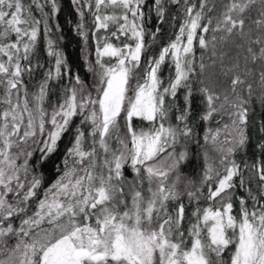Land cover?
Returning <instances> with one entry per match:
<instances>
[{
    "label": "snow or ice",
    "instance_id": "6c2138e0",
    "mask_svg": "<svg viewBox=\"0 0 264 264\" xmlns=\"http://www.w3.org/2000/svg\"><path fill=\"white\" fill-rule=\"evenodd\" d=\"M169 2L183 19L148 55L160 29L146 12L163 21L164 0H72L89 80L53 38L57 0H0V264H264V158L237 160L253 99L264 107V0ZM41 42L49 63L30 90ZM258 131L264 154V120ZM65 134L46 182L36 162ZM192 144L198 182L183 172Z\"/></svg>",
    "mask_w": 264,
    "mask_h": 264
},
{
    "label": "trees",
    "instance_id": "16d2710c",
    "mask_svg": "<svg viewBox=\"0 0 264 264\" xmlns=\"http://www.w3.org/2000/svg\"><path fill=\"white\" fill-rule=\"evenodd\" d=\"M28 0H25L27 3ZM183 2V0H182ZM190 2L198 3L199 0H190ZM60 11L50 20L52 25H59V31H56L55 27L53 28V38L58 39L62 37V40H58L59 46L62 48L66 58L69 69L72 74L79 73L82 77H86L90 80V75L86 74L84 61L82 59V42L80 36L77 34L76 25L80 22V16L76 11V5L72 3V0H57ZM165 6V15L163 21H161L155 11V7H151L146 12V27L151 31H155L157 28L160 31L156 35L155 40H151L149 36H146V41H150V47L148 50V55H157L161 47L166 45L170 40L175 38V33L178 31L179 24L183 19V9L178 6L171 4L169 0H164ZM48 10V9H46ZM85 17L84 23L86 27L91 28L92 17L88 12V9L85 8ZM175 17V19H173ZM102 34V33H101ZM210 35V34H209ZM94 42L89 40V50H93ZM201 50L199 47H196L197 59H199ZM44 65L45 67L37 68L32 77L25 76V79L29 85V89L33 90L34 86L43 79L44 73L47 70L49 63V58L46 54L43 43L38 46V51L33 57V65L36 63ZM205 62L210 63L209 54L205 53ZM227 63V61H226ZM169 72L167 65L162 69V76L167 79ZM214 80L217 81L221 86L224 83L225 78L223 76L214 77ZM69 77L65 76L63 80L59 83L53 82L51 100L53 103L56 102L57 96L60 94V91L63 85L67 84ZM179 102L182 103V95L179 97ZM253 119L255 123L250 121L249 126V144L244 152L238 153L237 160H247L249 164L257 161L258 159L264 158V154L261 153L258 148V144L262 139L261 134L258 131V124L261 120H264V107H262L254 98L253 99ZM197 111L199 110V100H197ZM79 123V118L74 121V124ZM74 130V129H73ZM197 131L201 133V128H197ZM71 140V134H65L61 141L58 144L57 150L51 155L50 158L44 160L43 162L37 160L36 167L40 173H42L44 180L46 182L53 181L59 174V169L63 167V160L67 147L70 146L69 141ZM192 150V163L183 168V172L186 177L199 181L200 172H201V160L197 155L195 144L190 145ZM37 155H39L37 153ZM126 175L129 179L132 178L130 170L126 172Z\"/></svg>",
    "mask_w": 264,
    "mask_h": 264
}]
</instances>
